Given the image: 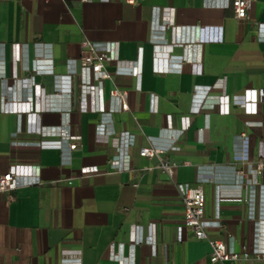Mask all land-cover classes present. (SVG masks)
Masks as SVG:
<instances>
[{
  "label": "crops",
  "instance_id": "crops-1",
  "mask_svg": "<svg viewBox=\"0 0 264 264\" xmlns=\"http://www.w3.org/2000/svg\"><path fill=\"white\" fill-rule=\"evenodd\" d=\"M231 3L0 0V176L39 179L0 193V264H264V175L249 171L264 160V0L245 21ZM84 41L111 58L95 112ZM145 147L177 165L170 177ZM124 157L130 170L112 168ZM183 185L204 193L207 239L247 259L209 261Z\"/></svg>",
  "mask_w": 264,
  "mask_h": 264
},
{
  "label": "built area",
  "instance_id": "built-area-1",
  "mask_svg": "<svg viewBox=\"0 0 264 264\" xmlns=\"http://www.w3.org/2000/svg\"><path fill=\"white\" fill-rule=\"evenodd\" d=\"M82 2H87L88 0H81ZM136 0H124L128 5H132ZM251 6V0H232L231 7L233 11L234 19L237 21H245L247 19V14ZM165 26H159L158 29H164ZM111 58L108 53L103 50H98L93 46L92 43L84 41L80 44L79 53V70L78 79L81 86L89 89L88 97L90 103V112H95V94L91 90V86L96 81L110 80L111 75L105 70V65L109 63ZM109 96L111 98H116L121 104V110L123 112L128 111V106L126 103L127 92L125 90L112 89L109 91ZM24 100L27 99L26 96L22 97ZM154 102V100H153ZM153 108V107H152ZM249 125V123H246ZM237 139L241 144L245 142V136H237ZM67 146L69 150H74L76 148V139L70 138L67 140ZM139 156L141 158L151 159L158 158L160 160L159 169L167 174L169 177L172 175L173 170L177 167L175 163L164 162L163 156L165 151L159 150L154 147H145L139 150ZM185 165H188L186 163ZM112 168L121 170H130L129 160L127 157L122 159L120 166L112 165ZM95 171V170H92ZM249 171L253 172L258 176L264 175V160L258 162L255 169L249 167ZM238 176L243 179L246 174L243 172H238ZM39 184L38 177H30L17 175L13 172H7L0 176V193L10 194L12 191L17 190L24 186H32ZM261 192H264V187H260ZM181 202L183 205V225L189 230L191 235L197 240H206L210 247L209 261L211 263L216 262H229L238 261L240 258L247 259L248 254L243 251L242 254H237L229 252L225 245L219 240H208L206 231L213 226V222L208 220L205 216V196L200 187L191 188L186 185L180 187ZM8 199L11 197L8 195ZM252 218V217H251ZM218 227H221L218 225ZM254 256H262L259 249L253 252Z\"/></svg>",
  "mask_w": 264,
  "mask_h": 264
}]
</instances>
